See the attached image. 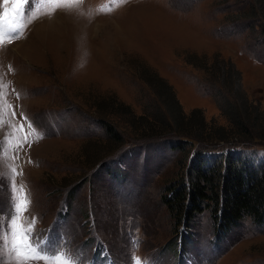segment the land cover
<instances>
[{"label":"rangeland","instance_id":"374dc122","mask_svg":"<svg viewBox=\"0 0 264 264\" xmlns=\"http://www.w3.org/2000/svg\"><path fill=\"white\" fill-rule=\"evenodd\" d=\"M252 2L0 0V264H25L10 252L22 200L30 203L17 236L30 228L40 251L71 264H264V221L243 217L218 230L211 201L189 220L176 215L164 197L185 177L190 154L133 132L137 115L161 108L137 76L150 70L184 113L197 108L224 124L199 65L210 60L231 63L246 100L264 111ZM231 139L206 159L264 162V147Z\"/></svg>","mask_w":264,"mask_h":264},{"label":"trees","instance_id":"16d2710c","mask_svg":"<svg viewBox=\"0 0 264 264\" xmlns=\"http://www.w3.org/2000/svg\"><path fill=\"white\" fill-rule=\"evenodd\" d=\"M250 4L247 26L259 34L264 47V2L253 0ZM210 61L199 65L209 70L211 77L204 70L209 77L207 84L212 88L211 95L224 124L214 119L205 121L197 108L184 113L171 86L150 70L138 72L137 76L152 91L161 108L152 113L153 117L137 115L135 123L139 132H133L138 135L134 139L162 140L184 157L190 154L185 177L169 189L164 201L176 215L182 213L185 220L211 201L210 215L216 228L226 230L243 217L253 222L264 221V162L253 166L228 154L210 163L205 153L222 148L219 146L222 143L229 144L231 138H236L235 143L244 147H264V111L246 100L239 84V72L231 63L230 68L223 63L217 68L216 62ZM107 131L114 135L109 128Z\"/></svg>","mask_w":264,"mask_h":264},{"label":"snow or ice","instance_id":"6c2138e0","mask_svg":"<svg viewBox=\"0 0 264 264\" xmlns=\"http://www.w3.org/2000/svg\"><path fill=\"white\" fill-rule=\"evenodd\" d=\"M5 3L8 2V0H4ZM14 3H17L18 5H23L26 3V0H13ZM21 12V8H17L16 14L19 15ZM12 31H15V28L11 29ZM3 35L0 34V41H2ZM9 39H14V37L9 36ZM13 173H15V169H12ZM15 180L13 179V200L15 201ZM27 203H30L29 201L22 200L19 204L14 203V209L16 212V215L13 216L11 225L12 228V240H11V249L10 252H13L16 254L17 257H23V261L26 262L28 260H35V261H54L55 264H71L70 261L62 260L61 254H56L55 256H48L46 253L40 251L39 246L34 243L32 232L30 228L24 229L23 234L21 236H17V232L15 229V226L17 225V220L19 215L21 214V210L27 211V207L25 206Z\"/></svg>","mask_w":264,"mask_h":264}]
</instances>
